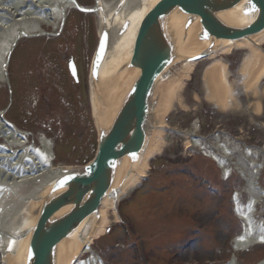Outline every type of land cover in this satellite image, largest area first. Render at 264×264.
Segmentation results:
<instances>
[{"label": "rangeland", "instance_id": "rangeland-1", "mask_svg": "<svg viewBox=\"0 0 264 264\" xmlns=\"http://www.w3.org/2000/svg\"><path fill=\"white\" fill-rule=\"evenodd\" d=\"M78 1L87 7L94 5V0ZM44 30L54 32L51 28ZM97 31L95 14L70 10L58 37L20 42L8 68L13 87L1 82L0 111L10 101L9 89L12 90L13 104L6 119L32 134L28 137L31 147H39L40 136L51 141L54 167L84 166L93 157L97 145L98 129L88 86ZM69 59L74 60L78 70V89L67 72ZM246 59H250L248 52L234 50L228 55H218L213 61L206 59L194 65L165 120L173 135L163 133L164 147L149 163L147 180L122 197L119 212L125 230L110 215L109 232L91 246L103 264H225L231 258L232 241L242 233L243 227V222L234 215V205L236 202L247 205L249 188L232 167V177L222 181V172L211 159L184 155L183 134L194 132L207 137L204 141L207 148L213 147L212 142L227 149L236 146L234 153H239H233L234 162L245 161L246 149L255 152L264 146V79L257 85L256 93L243 92L238 68ZM215 63L223 69L229 88L226 108L207 94L204 77ZM257 102L262 103L258 116L253 112ZM216 132L223 135L217 137ZM251 154L258 156L256 159L263 167L258 182L254 183L260 186L264 184V156ZM206 177L214 179L210 181ZM208 185L219 188L221 195L211 194ZM30 188L27 185L20 191L28 194ZM256 209L259 221L264 220V196ZM235 256L238 264H258L264 260V245ZM88 258L85 255L81 260Z\"/></svg>", "mask_w": 264, "mask_h": 264}, {"label": "bare ground", "instance_id": "bare-ground-1", "mask_svg": "<svg viewBox=\"0 0 264 264\" xmlns=\"http://www.w3.org/2000/svg\"><path fill=\"white\" fill-rule=\"evenodd\" d=\"M159 1L97 0V5L94 6L97 11L95 14L98 36L103 32L107 35L106 51L97 70V77L91 79L92 87L89 91L92 116L99 131L105 132L111 127L123 101L133 94L131 88L135 80L144 71L141 67L131 68L130 61L140 28L150 10ZM247 1L243 0L229 10L217 14V18L230 27L240 28L254 24V15L243 16L242 13ZM75 7V0H0V87L3 74L8 72L7 61L12 54V47L17 45L19 39L38 34L42 27L57 30L58 23L59 25L62 23L67 11ZM188 19V15L175 10L164 28L173 44L172 59L155 81L148 98L149 111L146 116L142 149L133 160L127 158V153H124L125 157L116 165L112 182L108 187L97 186L96 184L103 183V180L98 178L95 179V183L89 182L87 187L94 194L106 188V195L102 198L97 212L85 217L68 237L57 244L54 264H100L96 257L86 261H81V257L93 254L91 246L104 236L105 229L111 223L110 215L117 221L115 207L121 198L146 177L149 163L161 154L165 142L163 131L168 128L165 119L171 111L175 96L180 93L194 69V64L189 63L190 58L210 51L207 59L213 61L218 55L243 50L249 53L250 58L243 61L238 68L243 91L248 95L256 93L257 85L264 79V30L233 42L216 40L212 36L199 40V34L204 29L200 18H192L190 25L185 26ZM157 29L158 27L153 30L146 29L144 38L155 42ZM157 50L158 45L142 47L135 60H144L151 54L162 51ZM204 78L209 99L216 100V104L226 108L228 104L226 93L229 92V88L225 83L223 69L215 63L206 71ZM208 78L210 82L207 81ZM158 91L159 94L161 92L160 95ZM253 109L258 114L261 106L256 104ZM133 110V106H129L127 114H132ZM4 114L5 111H0V264H28L30 238L46 204L52 201L51 207L55 209L56 203H62V208L56 210L52 219L62 217L72 212L75 207L71 203L63 205L64 200H61L63 198L60 196L69 188L78 192L86 186L83 180H80V183L68 181V187L61 186L58 189H55V185L65 175L81 174L84 167L79 169L74 166L53 167L55 160L51 142L40 136V148L31 147L27 144L28 135L17 129L14 124H9ZM106 120L107 126L103 123ZM122 124L123 121L117 126L120 132L124 129ZM262 151L264 152V149ZM215 158L217 160H214ZM221 158L222 160H219L214 157L211 160L218 161L220 164V166L217 164L218 167L228 169L227 159L223 156ZM240 166H243V163ZM240 166H238L240 175L246 176ZM27 185H31V190L25 194L20 190ZM248 185L250 196L258 199L250 188L252 183L249 182ZM237 211L240 220L245 223V228L242 234L234 239V254L261 245L263 238L261 230L255 233L256 226L250 220L251 210ZM229 264H237L235 257L231 258ZM259 264H264V261Z\"/></svg>", "mask_w": 264, "mask_h": 264}, {"label": "water", "instance_id": "water-1", "mask_svg": "<svg viewBox=\"0 0 264 264\" xmlns=\"http://www.w3.org/2000/svg\"><path fill=\"white\" fill-rule=\"evenodd\" d=\"M243 0H160L148 13L140 31L136 37L133 48V56L130 61V67L143 68L141 74L135 80L132 86L133 94L126 97L122 106L116 114V117L107 131L99 133V143L97 153L92 163L84 167L81 174L72 176L65 175L59 179L55 189L61 186H67L68 181L80 183L83 180L86 186L76 192L69 188L60 197L64 204L71 203L72 212L62 217L52 219L55 212L62 208V203L58 202L55 209L51 207V202L46 204L44 211L37 220V225L32 237L30 238L27 260L28 264H54V253L57 244L70 233L92 213H95L100 205L102 198L106 195V188L98 193L88 188L89 182L95 183V179L103 180V183L97 186L107 185L112 182V175L115 167L126 154L127 158L136 159L137 154L143 147L145 136L146 116L148 114V98L152 93L154 83L162 74L172 59V41L167 33L166 24L169 16L177 10L188 15L189 19L186 25H190L192 18H200L204 29L199 34V40L212 36L216 40H228L230 42L239 40L243 37L254 35L264 30V0H248L243 7V16L254 15V24L244 27H230L217 18V14L229 10L238 5ZM83 13H91L94 9L81 8ZM164 18V20H163ZM257 19V20H256ZM157 29L155 42L144 38L146 29ZM211 37V38H212ZM149 43V44H148ZM159 46V53H153L144 60H135L140 48ZM107 47V35L102 33L92 66V75L97 77L99 65L103 59ZM157 50V51H159ZM210 51H205L195 57L190 58L189 63H195L207 58ZM156 57V58H155ZM148 61V62H147ZM108 97V96H105ZM133 106L132 114H127V108ZM122 121L124 129L122 132L117 130ZM103 123L107 126V120ZM59 182L61 183L59 185ZM88 186V187H87ZM72 193V194H71ZM71 194V196H69ZM57 210V211H56ZM51 224V225H50ZM54 226V227H51Z\"/></svg>", "mask_w": 264, "mask_h": 264}]
</instances>
